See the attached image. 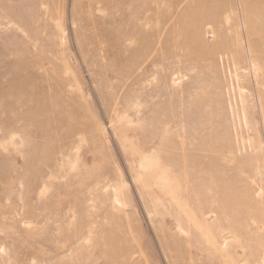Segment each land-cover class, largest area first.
<instances>
[{
  "label": "rangeland",
  "instance_id": "obj_1",
  "mask_svg": "<svg viewBox=\"0 0 264 264\" xmlns=\"http://www.w3.org/2000/svg\"><path fill=\"white\" fill-rule=\"evenodd\" d=\"M0 264H264V0H0Z\"/></svg>",
  "mask_w": 264,
  "mask_h": 264
}]
</instances>
